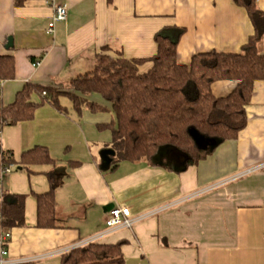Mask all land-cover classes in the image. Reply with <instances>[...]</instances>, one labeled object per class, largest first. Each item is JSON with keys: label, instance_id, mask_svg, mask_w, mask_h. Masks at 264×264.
<instances>
[{"label": "crops", "instance_id": "1", "mask_svg": "<svg viewBox=\"0 0 264 264\" xmlns=\"http://www.w3.org/2000/svg\"><path fill=\"white\" fill-rule=\"evenodd\" d=\"M54 3L67 4L68 16L50 34ZM257 3L264 10V0ZM174 26L184 29L177 45L181 64L211 50L240 53L254 32L247 10L233 0H0V55H12L16 68L14 79L0 83V105L11 103L26 82L62 87L95 68L105 47L111 55L150 58L157 53L155 34ZM259 50L264 54V38ZM236 85L220 80L212 91L226 96ZM89 98L110 106L97 93ZM60 103L62 110L46 102L32 120L1 132L2 148L18 160L37 145L55 160L34 166L36 172L20 168L3 176L4 189L27 195L26 225L11 229L8 260L65 264L64 250L101 235L102 243L126 241L124 264H264V168L241 175L264 162V79L254 83L238 137L185 169L184 155L173 149L152 163L122 160L110 167L112 131L99 125L111 123L113 113H78L66 96ZM46 171L58 179L52 228L37 226L35 194L50 190ZM119 205L133 215L152 214L102 235ZM33 257L39 258L27 260Z\"/></svg>", "mask_w": 264, "mask_h": 264}, {"label": "trees", "instance_id": "2", "mask_svg": "<svg viewBox=\"0 0 264 264\" xmlns=\"http://www.w3.org/2000/svg\"><path fill=\"white\" fill-rule=\"evenodd\" d=\"M15 1L22 4L24 0ZM233 2L247 10L254 27L240 53L211 50L193 55L189 64H181L177 45L184 29L164 27L154 36L157 53L150 58L129 59L122 52L111 55L105 47L95 68L78 74L62 87L26 82L11 103L0 105V172L11 164L15 170L28 172H36L34 166L53 164L55 160L42 145L24 151L18 160L12 151L2 148L1 132L4 126L32 120L37 108L46 102L62 110V96L71 100L78 113L84 109L113 113L111 123L99 125L112 131L110 167L122 160L152 163L164 150L173 149L184 155L185 169L206 158L221 142L236 139L246 126V106L254 83L264 79V54L259 50L264 38V10L257 0ZM146 62H151V67L141 71ZM15 76L14 57L0 55V83ZM220 80L236 81L237 85L228 95L217 97L212 85ZM93 93L101 95L110 106L90 99ZM45 173L50 190L35 194L37 226L52 228L57 226L54 191L58 179L54 171ZM26 196L2 189L0 234L26 225ZM124 244L125 240L90 242L65 252L62 260L65 264H124Z\"/></svg>", "mask_w": 264, "mask_h": 264}, {"label": "built area", "instance_id": "3", "mask_svg": "<svg viewBox=\"0 0 264 264\" xmlns=\"http://www.w3.org/2000/svg\"><path fill=\"white\" fill-rule=\"evenodd\" d=\"M67 16H68L67 4L54 3V13H53L52 19L48 25V32L50 34H54L57 21L66 20ZM36 64H38V63H36ZM15 168H16V166L14 164H11L8 167H6L5 169L1 170V172H0V196L2 194V189H3V187L1 186L3 176L11 173L12 171L15 170ZM261 168H264V162L254 166L250 169L243 171L241 173V175L245 174V173L254 172V171L261 169ZM151 214L152 213H142L139 215H133V213L129 207L122 206V205L115 206L110 210L108 217L106 218V221H105L106 222V231L102 235H105L107 233H111L112 231H115V230L120 229V228H131L136 222L144 219L145 217H147L148 215H151ZM11 236H12L11 230H4L0 234V245H1L0 264H14V262L8 260V258H7L9 255L8 245H9ZM100 237H101V235L95 236V237L90 238L88 240L82 241L81 243L75 245L74 247L86 245L90 242L97 241V240H99ZM74 247H71L69 249L64 250L63 253L69 251L70 249H72ZM38 258L39 257H33V258H30L27 260H37Z\"/></svg>", "mask_w": 264, "mask_h": 264}, {"label": "water", "instance_id": "4", "mask_svg": "<svg viewBox=\"0 0 264 264\" xmlns=\"http://www.w3.org/2000/svg\"><path fill=\"white\" fill-rule=\"evenodd\" d=\"M13 39L10 37L9 39H8V44H7V46H12V44H13V41H12Z\"/></svg>", "mask_w": 264, "mask_h": 264}, {"label": "rangeland", "instance_id": "5", "mask_svg": "<svg viewBox=\"0 0 264 264\" xmlns=\"http://www.w3.org/2000/svg\"><path fill=\"white\" fill-rule=\"evenodd\" d=\"M202 141V140H201Z\"/></svg>", "mask_w": 264, "mask_h": 264}]
</instances>
